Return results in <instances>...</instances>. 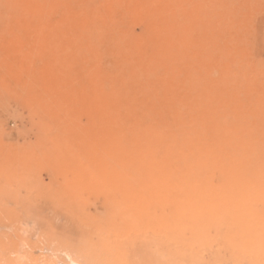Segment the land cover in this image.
I'll return each mask as SVG.
<instances>
[{"label":"rangeland","instance_id":"1","mask_svg":"<svg viewBox=\"0 0 264 264\" xmlns=\"http://www.w3.org/2000/svg\"><path fill=\"white\" fill-rule=\"evenodd\" d=\"M44 1L57 4L56 0H0V264H264V258L261 257L258 262L250 256H245L246 254L242 258L233 256L237 250H240L241 254L246 251L249 253L252 248L251 240L243 241L240 244L242 247L238 246L237 243L230 242L231 236H218L224 230L223 232L222 230L214 231V226H210L213 229L208 227L209 232L208 228H205V238L199 236L200 241L194 242L199 240L198 236H195L196 239L191 236L193 230L189 228V224L194 223V220H201V214L202 218L203 215L207 216L206 220H214L213 216L219 214L217 211L221 213L220 215L228 214L227 217L232 218L229 211L236 208L238 202L245 203L244 211H247L248 207L250 209L247 212L255 211V214L244 212L245 216L253 215L264 220V206L263 208L261 206L264 203V182H262L264 174H261V177L259 174V176L250 174V178L239 173L233 175L229 172L205 171L201 174L188 173L190 177L180 168L184 160H170L167 154L169 152H163L164 148L168 151L170 149V138L163 135L165 132L163 134L161 132L162 129L168 131V128L156 125L162 120L159 116L163 117V115L159 112L154 114L152 118L157 120L153 121L157 122L150 123L149 118L152 119V115L147 118L141 116V111L115 110L105 101L106 97L108 98L104 95L106 80H92L91 70L80 60L84 47L75 33L84 23V18H89L91 14L83 8L85 0H63L68 5L66 11L59 15L52 14L54 5L46 9L48 15H45L41 7ZM110 1L117 5L113 11L107 15L104 7L106 3L103 4L99 0L98 13L104 20L115 21L121 33L130 35L129 28L133 27L129 24L130 14L125 15V20L121 14L124 15L128 6L131 8L129 12L131 13L136 1H130V4H127L126 0ZM170 1L172 5L168 3ZM183 1L180 12L185 11L188 14L192 5L187 4V0L185 3ZM195 1L201 9L203 8L205 19L200 29L202 31L196 27L193 31L188 29L192 31L189 33L187 29L184 31V29L177 30L173 27L178 33L180 32V36L184 32L181 37L187 42L185 45L175 44V50L179 49L177 51L182 52L181 56L191 54L195 49L194 44L200 40L199 37L208 35V29L211 33L218 32L222 35L216 33L210 36L207 47L202 49L203 52L195 50V53L191 54L194 58H190L192 60L188 62L189 64L205 62L208 52L215 49L212 53L222 50L226 55L223 62L224 64L228 62V65L225 66V71L226 68L234 66V72L237 69L235 67H239L237 71L239 73L245 61L244 66L247 62L249 63L250 67L247 65L249 73L253 72L256 66L264 65V34H262L264 0ZM162 2H164L162 4L164 12L170 11L176 4V0L168 2L162 0ZM212 9L216 14L215 17L213 16L215 14L211 13ZM206 15L210 20L206 18ZM64 20L67 21V26L65 27L63 23L61 28L66 35H58L56 31H59V26H56L57 29L55 25H60L59 21L64 22ZM220 22L226 25H221ZM84 26L85 24L82 29ZM251 28L254 29L250 31ZM196 31L199 33L197 34ZM230 33L233 40L231 36L229 37ZM159 35L163 37V34ZM159 38L158 36V40ZM52 40L55 43L49 42ZM145 43L151 45L148 40ZM52 44L54 47L51 46ZM233 45L241 51L234 47L231 50ZM227 47L232 51L228 50L229 55L222 49L227 50ZM99 66L106 69L112 65L107 58H103ZM212 67V74H214L212 76L215 81H211L218 83L217 79L221 74L218 68H215L216 66ZM257 76L261 78L258 73ZM199 77H197L199 80L205 81L203 76H201L202 79ZM197 78L195 80H198ZM186 80L176 81L177 86H175L182 90L189 89L192 83L189 79L186 78ZM240 81L243 80L234 81L233 86L228 82L223 83L224 87L218 88L216 94L223 92V95L237 100L241 106L242 104L243 106L252 105L256 99L254 97L259 94V85L261 86L263 80H255V82L250 80V86H255V88L252 87L253 90L250 86L247 90H245L246 87L242 89L238 84ZM236 85H239L238 88L241 87V89H237ZM98 86L100 92L95 90V88L98 90ZM231 87H234V90ZM249 90L255 95L249 93ZM133 97L140 98L141 94L137 93ZM246 98H249L248 101ZM116 102H119V99ZM251 105L246 107L250 108ZM204 106L202 104L201 108L205 112V109L207 111L209 107ZM224 107L221 108L222 111L228 110ZM242 110H240L241 113ZM243 112L246 114L244 110ZM132 117L140 119L132 121ZM124 120H127V124ZM139 121L142 123L139 124ZM136 122L138 123L136 126H139L137 128L134 126ZM148 122L153 124V133L149 130L145 131ZM147 128L149 129L150 126ZM158 128H161L162 135L158 134ZM134 131L146 133L142 136H147L146 140L149 142L151 140L150 143L154 141L151 138L158 137L159 141H155L154 145L148 142L147 145L145 137L142 139L140 135L138 138L135 134L140 132L134 134ZM129 134H132L134 138ZM148 136H150L149 139ZM159 136L165 141L168 138L169 143L163 142ZM134 141L135 144H133ZM136 142L139 143L136 144ZM135 150H139L140 154H136ZM149 152L153 153L149 154ZM165 153L168 157H164ZM228 174H231V177ZM255 175L260 180L257 178V183L256 180L254 181ZM200 179L206 182L205 191H198L199 187L203 186ZM196 182L201 185L198 190L195 186ZM213 182L218 186L212 185ZM222 182L225 189L220 185ZM206 184L208 186L210 184L211 187H207ZM226 185L231 188L227 189ZM240 186L242 190L244 189L243 196L236 194H241ZM253 189L258 192H254ZM234 194L239 201L235 200ZM192 196L193 199H197L198 196L199 202L194 201L195 199L191 200ZM215 198L219 199L216 201ZM233 199L237 202L236 204L233 203ZM259 200L262 204L258 203ZM213 201L214 203L211 204ZM218 201L221 204L217 203ZM252 202L255 204H251ZM185 205L188 207L186 208ZM202 205L205 206V210ZM216 205L220 208L216 209ZM181 206L185 208V211ZM195 207H201L200 215L199 211L194 212ZM178 208L180 213H183L178 212L182 216L181 219L179 215V221L182 220V223L176 221L179 218L176 216ZM237 210L239 212L235 209L238 214L242 211L238 207ZM204 211L206 216L203 214ZM233 211L234 209L232 213L235 216L236 212ZM193 215L195 219H191ZM184 218L185 220L188 218V222H183ZM159 220L164 223L163 228ZM190 220L193 222L190 223ZM181 224H184V228H179ZM164 226L165 229L171 227L172 232L169 233L167 230L165 234ZM176 227L179 228L178 234L175 232L178 229H175ZM174 232L177 236L173 235ZM209 235L212 240H207ZM201 237L203 243H201ZM215 237H218V240ZM258 239L263 241L261 244L258 242L257 245L259 244L260 249L264 251V237L260 236ZM196 244L198 247L195 248Z\"/></svg>","mask_w":264,"mask_h":264},{"label":"bare ground","instance_id":"2","mask_svg":"<svg viewBox=\"0 0 264 264\" xmlns=\"http://www.w3.org/2000/svg\"><path fill=\"white\" fill-rule=\"evenodd\" d=\"M51 1H53V0H51ZM101 1L103 4L106 3L104 7H105V10H107L106 11L107 15L113 11L115 6H117L115 4V2H112L110 0H101ZM130 1H132V0H126L127 4H130ZM135 1H136V5L132 8L133 11L131 13H129L131 8L128 6L124 15L121 14V17L123 19H124L125 15L127 16V14H130L128 16L129 24H130V26L133 25V27L129 28L130 35H127V33L126 34L121 33V31H119L117 23H114L115 21L112 22L111 19L110 20H104L103 16L101 17V14L98 13V10H99L98 7L100 5L99 0H85V2H84V7H83L84 10L87 12H90L91 14H90L89 18H87V17L84 18V21H83L84 23L77 28L78 31L75 33V36L80 38V40L82 41L81 44L84 47V48H82V51H84L83 55L81 56V58L80 57H78V58H80V60H82L84 62V64H86L87 67L91 70L92 80H95V81L96 80H106L105 81V93L102 91L105 96H108V98L106 97L105 101L108 104L112 105L115 110H119L122 112H125L126 110H137V112L141 111L142 117L149 118V115H152L151 116V118H152L154 114H157L158 112L161 113L163 115V117H160L159 115H157V116H159V118H162V120L158 121V123L156 125L163 126L164 128L167 127L168 131H166L167 130L166 128H165L166 130L162 129L163 131L160 130L161 128L160 129L158 128V131H159L158 134L159 135L161 134L160 131L162 132V134H163V132H165V134H163V135L170 138V149L168 151L167 149L164 148L165 146L164 147L162 146L164 148L163 152H165V151L169 152V153H167V152L166 153L168 154L170 160H172V159L184 160L182 162L180 168L183 171H186L187 174L188 173H194V174L200 173L201 174L202 172H205V171L206 172L207 171L208 172L215 171L217 173L218 171H220V172L233 173V175H234V173H239V174H242L243 176L245 174V175L249 176L250 178H251L250 174H256V175L259 174L260 176L259 175L258 176L261 177L262 176L261 174H264V65L256 66V69L253 68L254 71L249 73L248 68L250 66H249L248 62H247V65L249 67L246 64H245L246 66H244V63H246V61H245L243 63L241 62L243 64V66L239 69V73H237L239 67H235L237 69H236V72H234V69H233L234 66H232L233 68H231V66L229 68H226V71H225L224 70L225 66L228 65V62H227V64H224V62H223L224 56H226V55L222 52V50H220V52H217V53H212L213 50H215V49H211L208 52V56H207L205 62H201V63H195L194 62V64H189L188 62H190V60H192L190 58L191 57L194 58L192 55L195 53V50L201 52L203 47H207V44L209 43L208 39L210 40V38L212 36H214L216 33L218 35H220V33L216 32L215 29H214V31L216 33H213V32L211 33V31L206 27L208 25H206L204 27H206L208 29V35L206 37H204V36L199 37L200 38L199 42L197 41L194 44L195 49H193L194 50L192 52L193 54L190 52L192 55L188 53V54L181 56L182 52L177 51V50H179L177 48L175 50V48H174L175 44H177V46L181 45V44L185 45V42H186L182 38L183 37L182 34H184V32H182V34H181L182 37H181L179 35L180 32L178 33L177 30L184 29V31H185V29H187V30L190 29L193 31V29L197 27L199 29V31H202L200 29H201V26L204 24L203 19H205V17L203 16V11H202L203 8L201 9V7L198 6V4L196 3L195 0H187V4L192 5V8L191 9L189 8L190 11L188 14L185 11L180 12V5L182 4L183 0H176V4H174L173 8L172 9L169 8L170 11L167 10V12H164L163 6H162V4L164 2H162V0H143V1L135 0ZM168 1L166 0V2H168ZM55 2L57 4H54V2H49V1L43 2L44 4H42L41 7H42L43 13L45 15H48V11H46V9H49L52 5H54L53 13H52L54 15H59L64 10L66 11V7L68 5L66 1L56 0ZM185 2H186V0H185ZM168 3L171 4V1ZM165 5H166V3H165ZM210 7L212 8V6H210ZM44 11H46V13ZM212 11H213V9H212ZM211 13L215 14L214 11ZM213 16L215 17L216 14ZM206 18H208L207 15H206ZM29 19H30V17H29ZM59 22L61 23L60 25H55V28H57L56 26H59L58 27L59 31H56V30L55 31L58 32V35H66L63 31L64 29L61 27H62L63 23L65 24V27H66L67 21L64 20V22L63 21H59ZM214 22H215V20H214ZM220 23H221V25H226L224 22H223V24H222V22H220ZM84 24H85V26L82 29V26ZM170 26H172V28H170ZM209 26H210V24H209ZM173 27L176 28L177 30L174 29ZM222 27H224V26H222ZM230 28H231V26H230ZM210 29L213 30L212 28H210ZM253 29L251 28L250 31ZM190 30H188L189 33H192V31H190ZM261 32H260V35H261ZM263 32H262V34H264ZM196 33L198 34L199 32L196 31ZM249 33H251V32H249ZM159 34H163V37L160 36ZM233 34H235L234 30H233ZM56 35H57V33H56ZM188 35L190 36L191 34H188ZM218 35H216V36H218ZM158 36L160 37L159 40H158ZM230 36H231V39L233 40L231 33H230L229 37ZM68 37H70V36H68ZM249 39H250V37H249ZM77 40H74V41H77ZM146 40L150 41L151 45H148L147 43H145ZM235 40H237V39H235ZM49 42H54V40L49 41ZM57 44H59V42ZM234 44H235V42H234ZM51 46H53V44ZM229 46H230V44H229ZM228 47H227V50H226V48H222L223 50H225L224 52H228V50H230V49H228ZM233 47L235 48V46L233 45L231 50H233ZM230 48H231V46H230ZM51 49H52V47H51ZM236 50H239V49H236ZM239 51H241V50H239ZM57 55H58V53H57ZM227 55H229V52L227 53ZM231 55H232V53H231ZM194 56H196V54ZM103 58H107L112 66H110L109 68H106V69L99 66V64L102 63ZM165 60H166V62H164ZM168 60H170V61L167 62ZM29 62H31V61H29ZM186 63H188V64H186ZM198 66H202V67H198ZM212 66H216L215 68L216 69L218 68V71L221 74V75L219 74L220 77H219V79H217L218 83L215 82L216 84L211 81V80L215 81V79H213L214 77L212 76V75H214V74H212V70H213ZM235 66H237V65H235ZM62 67H65V66H62ZM256 72L259 74V76L261 78H258ZM201 76H203V80H205V81L199 80L197 78V77L201 78ZM186 78L189 79V81H191L192 85H189V87L190 86L191 87L189 89L184 88L183 90L177 88L176 87L177 85L175 84V82L178 80H186ZM196 78L198 80H195ZM207 80H210V81H207ZM229 80H234V81L243 80V81L238 82V84L242 87V89H243V87L244 88L246 87L245 90H247V87L250 86V84H251V83H249L250 80H252V81L254 80V82H255V80H263L261 86L259 85L260 91L258 92L256 90V92H258L259 94L256 93L257 96L254 98H256L257 100L255 99L256 101L254 100V103H253V101L251 102L249 100L250 103H253L252 105L250 104L252 106V107H250L251 108L250 111H249L250 108H248L250 105H246V106H248V107H246V106H243V104H242V106H241V104L237 100H232L229 98V96L226 97L225 95H223L224 94L223 92H219L218 94H216L218 88L220 89V88L224 87L223 83L228 82L231 86L235 85L234 81L230 82ZM186 82L188 84V80H186ZM92 84L94 85V82ZM238 86L236 85L237 89H241V87L238 88ZM94 87H96V86H94ZM225 87H227V85H225ZM234 87H231V88H233V90H234ZM250 87L252 88L253 86H250ZM253 88H255V86ZM253 88H252V90H253ZM256 89H257V86H256ZM95 90L97 92H100L99 86H98V90L96 88H95ZM226 92H227V90H226ZM248 92L249 93L251 92V94L255 95L254 92H252L251 90H249ZM248 92H247V94H248ZM137 93L141 94L140 98H134L133 97ZM239 95H240V93H239ZM253 95H251L252 98H253ZM249 97H250V95H249ZM234 98H236V96ZM240 98H241V96H240ZM117 99H119V102H116ZM248 99L246 101H248ZM202 104H203V106H204V104H207L209 109L207 111L205 109V112H204L201 108ZM223 106H225L224 109H226V107H227L228 110L222 111L221 108ZM237 106H239L241 108L243 107L242 109L245 112L247 111L246 109L248 108V112H246V114H245L242 109L236 108ZM108 107H110V106H108ZM219 109H221V111H219ZM240 110H242V113ZM145 112H147L148 114ZM143 113H145V114H143ZM138 114H140V113H138ZM125 115H128V113H125ZM122 116L123 115H121V117ZM138 118H133L132 121H134V119L136 121V119H138ZM122 119H123V117H122ZM154 119L157 120V118H152V119L149 118L150 123H152V122L156 123L157 121L154 122L153 121ZM126 121L124 120L125 123H126ZM141 121H139V124L142 123L144 120L142 122ZM120 122L122 124L123 120ZM150 123L147 126H145L146 130L145 129L144 130L145 131L149 130V131H152V133H153L154 132L153 128H152L153 124L151 125ZM136 125H138L137 122L135 123L134 126H135V128L139 127ZM144 125H146V124H144ZM149 126H150V128L148 129L147 127H149ZM140 127H142V126H140ZM127 129H128V127H127ZM149 131H148V134L151 136ZM135 132H137V131H134L133 133L135 134ZM138 132H140V134H135V135H138V138H140V135H141L142 139H144L143 137H145V136H142L143 133L141 131H138ZM156 132H155V134H157ZM128 133H131V131H128ZM166 133H167V135H166ZM132 134H129V135H132ZM145 134H143V135H145ZM155 134H153V135H155ZM168 134L170 137L168 136ZM129 135H128V137H129ZM150 136H148V139L150 138ZM165 136H164V138H165ZM132 137H133V135H132ZM159 137L161 139V136H159ZM146 138H147V136L145 137V140H146ZM157 138L156 139L151 138L152 140H154L152 142L153 145H154L155 141L156 142H157V140L159 141V138L158 139ZM168 138L166 139V141H168ZM161 140L163 142L165 141L163 139H161ZM131 141L132 140L130 139V143H131ZM166 141H165V143H167ZM148 142L149 141H147L146 144ZM150 142H151V140H150ZM150 142H149V144L152 145V143H150ZM156 142H155V144H156ZM138 143L136 142V144H138ZM168 143H169V141H168ZM133 144H135V141ZM166 146H168V145L166 144ZM135 147H136V145H135ZM135 152H136V154L137 153L140 154L139 150H137V151L135 150ZM141 152L143 153V150H141ZM145 153H146L145 155H147V152H145ZM150 153H153V152H149V154ZM166 153H165L164 157L167 156ZM142 157L144 158V155ZM208 161H209V163H208ZM176 167H179V166H176ZM220 172H218V173H220ZM227 173L225 175V178L227 176ZM213 174H215V173H213ZM205 175H206V173H205ZM208 175L210 176L209 173H208ZM228 175L230 176L231 174H228ZM235 175H237V174H235ZM257 178L258 177L256 176V179H254V181L256 180L255 181L256 183H257ZM228 179H230V178H228ZM194 180H197V178H194ZM258 180H259V178H258ZM199 181L201 182V185H203V186H201L200 184H197ZM199 181L196 182L197 185L193 184V186L195 185L197 190H198V187L201 186V188L199 187L198 191H200V190L205 191L204 188H205L206 182L201 181V179ZM228 181H227V184L229 183ZM202 182L204 184H202ZM223 182L220 185H221V187H223V189H225L224 186H222V185H224ZM242 182H243V180H242ZM262 182H264V181H262ZM193 183H195V182H193ZM215 184H217V183L213 182L212 185L216 186ZM242 185L244 186V184H242ZM206 186L211 187L210 184H209V186L206 184ZM217 186H218V184H217ZM230 186H231V184H230ZM202 187H203V189H202ZM226 187L228 189V188H231L232 186L228 187V185H226ZM240 187H241V192L240 191L239 192L241 194H238V193H236V194L243 196L242 193H243L244 189L242 190V186H240ZM251 187H253V185H251ZM212 188H211V190H212ZM235 188H233V189H235ZM249 188H250V186H249ZM215 189H216V187H215ZM174 190L175 189L173 188V191ZM193 190H195V188H193ZM224 191H223V193H224ZM235 191H233V192H235ZM254 192H258V191L254 190ZM236 194H234V196L233 195L232 196L235 198ZM193 196H196V195H193ZM193 196H192L191 200L195 199V198L193 199ZM210 196H212V195H210ZM248 196H249V194H248ZM237 197H239V196H237ZM241 197H240V201H241ZM251 197L253 198L254 196L252 195ZM246 198H247V196H246ZM197 199H198V196H197ZM197 199H195L194 201H196ZM218 199L219 198H217L216 201ZM225 200H227V199H225ZM235 200L237 201L238 199L235 198ZM210 201H212V200H210ZM232 201L235 204L237 203L234 201V199ZM197 202H199V201L197 200ZM219 202L220 201H218L217 203H219ZM261 202H262L261 200L258 201L259 204ZM213 203H214V201L211 202V204H213ZM253 203L254 202H252L251 204H253ZM220 204H221V202H220ZM244 204H245L244 202L243 203L242 202L237 203L238 206L237 205L236 206L242 210L239 214L236 212V211H238L237 207L232 208V210L234 209V211L236 209V211H235L236 215L235 216H234V213H232V210L229 211V209H226L229 211V213L231 212L230 215L232 218H228L227 217L228 214L227 215H225V214L220 215L221 213L217 211V213H219V214H215L213 216L215 221L213 219L211 220L210 218H208L210 220H206L207 214H205L206 213L205 211L203 214H205L206 217H204V215H203V218L205 219V220H203L202 214H201L202 211L200 210L201 207L200 208L195 207L194 208L195 211L194 210L193 211L194 212L199 211V215L201 214L200 215L201 220L198 218V215H197L198 213L196 214V216H197L196 218H197V220L199 219V221L194 220V223H191V222H193V220L192 221L190 220L191 224H189V228L193 230V234L191 236H193L195 239H196L195 236H198L197 239H199V236H203L205 238L206 229L208 227L211 229L212 227H210V226H214L213 227L214 231L216 230V231L220 232V230H222V232H223V230H224V232L222 234H220V235L217 234L219 237L231 236L230 242L237 243L238 246H241L240 244L243 243V241L251 240V242H252L251 243L252 248L250 250L251 252L249 251V253H248V251H246V253H245L242 250V252H244V253L241 254L240 250L239 251L237 250V252H234V255H233L234 257L235 256L236 257L241 256L240 258H242L243 255L246 254L245 256H250L255 261L260 262V257L264 258V256H263L264 251H262L260 249V247H259L260 245L258 244L259 245L258 246L257 243L260 242V244H261V242H263L262 240H260L258 238L260 236L264 237V220L263 219L261 220V218L257 217V216H256L257 217L256 218L253 215L252 216L251 215L245 216L246 213H244V212L249 211L248 209H250V207L247 206L248 209L245 207L247 211H244V207H243ZM248 204H249V202H248ZM188 205H190V204H188ZM188 205L187 206L185 205L186 208L188 207ZM157 206L163 207L160 205H157ZM239 206H241V207H239ZM261 206L263 208L264 203ZM181 207H179V208H181ZM202 207H203V205H202ZM204 207H203V210H205ZM218 207H219V205L217 206L216 209H218ZM223 207H224V205H223ZM223 207L221 208L222 211L224 209ZM231 207H234V206H231ZM252 208H254V207H252ZM182 209L185 211L184 207H182ZM228 211H227V213H228ZM176 212H177L176 216L179 217V218H177L176 221H178L180 223L182 221V220L179 221L180 216H181L180 214H183V213H180L181 212L180 209L178 211L176 210ZM215 212H216V210H215ZM261 212H263V210ZM261 212H260V215H261ZM247 213L248 214H250V213L255 214V211L253 210V212H250V213L247 212ZM186 214L189 215V213H186ZM170 217H172V216H170ZM181 219H182V216H181ZM191 219H195L194 215H193V217H191ZM167 220L169 222L171 221L169 218ZM161 221L159 222V224L161 225V228H163L162 224H164V223H161ZM185 221L188 222V218H187V220H185V218H184L183 222H185ZM126 223H127V220H126ZM172 224H173V222H172ZM184 224H181V225H179L180 227L179 226L178 227L184 228ZM185 225H187V223ZM178 227H176L175 229H177ZM165 228L166 227L164 226L163 230L164 231L166 230L165 234H167V232H168L167 230H169V233H170V231L172 232L171 227L168 229H165ZM179 228L177 229V231H175L176 233L178 232ZM185 228H186V226H185ZM209 228L207 231L210 232ZM153 229L154 228H152V230ZM175 232L173 235L177 236L178 233L175 234ZM179 233H180V231H179ZM180 235H181V233H180ZM163 237H166V236H163ZM211 238L212 237H210V235L207 236V240L211 239ZM202 239L203 238L201 237V243L204 242ZM183 241H182V243H183ZM195 241H200V239L194 240V242ZM174 242H175V240H174ZM211 244L213 245V242ZM177 245L179 246V244H177ZM197 245L198 244H196L195 248L198 247ZM203 246H204V244H203ZM212 247L214 248V246H211V248ZM181 248H182V246H181ZM184 248H185V246H184ZM191 248H192V246H191ZM199 248H200V246H199ZM244 248L249 250V248H247V247H244ZM186 249H187V246H186ZM252 250H253V252H252ZM195 251H196V249H195ZM253 264H257V263H253Z\"/></svg>","mask_w":264,"mask_h":264}]
</instances>
